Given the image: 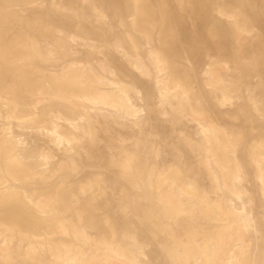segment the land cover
<instances>
[{
	"label": "bare ground",
	"instance_id": "bare-ground-1",
	"mask_svg": "<svg viewBox=\"0 0 264 264\" xmlns=\"http://www.w3.org/2000/svg\"><path fill=\"white\" fill-rule=\"evenodd\" d=\"M159 1L160 5L150 0H121L130 19L120 20L123 30L114 49L140 73L153 76L159 84L162 101L170 105L174 117L188 112L197 122L200 140L185 141L196 154V164L206 170L212 186L219 190L220 202L211 203L207 193L198 190L194 179L181 176L183 171L178 166L151 170L123 164L119 178L141 199L137 205L141 206L138 217L143 225L154 234L165 235L171 243L168 244L170 250L182 251L181 255L175 253L170 258L172 264H187L189 260L198 264H264V257L248 253V243L241 238L256 224L248 212H238L228 203L231 197L239 199L241 196L235 185L238 174L234 171L232 156L240 145L239 138L227 137L212 119L203 116L201 102L194 96L190 79L184 70L179 71L174 58L167 55L172 51L173 42L185 41L186 36L182 32L176 36L170 34V25H178V22L165 6L166 0ZM181 1L189 4V11L196 17H204L213 30L219 31L226 26L236 51L233 63L250 69L251 61H246L240 51L241 40L250 32L241 10L226 13L216 9L240 0ZM12 8L13 4L0 6V11L3 10L0 12V101L5 105L7 116L17 123L15 125L45 133L56 144H63L65 152L77 150L65 156L68 162H53L50 154L22 149L20 140H14L0 129V263L18 259L31 264H140L133 232L129 229L118 231L107 218H102L96 209L95 197L89 194L92 185L112 187L116 180L109 181L105 169L100 168L99 175L86 181L77 178L80 171L78 150L84 149L89 158L91 155L90 149L84 148V135L88 134L90 147L94 143V124L89 109L106 108L115 116L129 115L133 109L126 95L128 87L116 79L107 61L88 66L67 62L72 59L67 49L68 35L54 39L55 44L47 47L44 55L34 40H25L20 34L8 40L2 26L13 22L39 36H53L48 19L31 20L23 16L27 9L23 5L9 12ZM61 9L66 18L62 25H69L74 15L67 0H61ZM94 10L101 23L100 11ZM214 11L227 14L229 20L222 22ZM155 13L160 15L159 28L150 27ZM13 43L18 46L14 48ZM56 50L67 60L60 65L59 71L40 72L34 63L54 60ZM261 52L253 60L264 65V46ZM217 66L206 70L205 82L219 94L217 100L224 103L238 96L237 84L224 72L228 65ZM257 102L254 100L255 109L262 111L256 106ZM261 104L264 105V99ZM249 155L259 168L264 193V138ZM45 164L49 167H40ZM120 208L125 210V203H120ZM212 216H223V221L213 224V232L200 239L196 226L189 225L186 230L178 224L172 225L185 217L210 219ZM85 227L92 228L96 236L89 237Z\"/></svg>",
	"mask_w": 264,
	"mask_h": 264
},
{
	"label": "rangeland",
	"instance_id": "rangeland-1",
	"mask_svg": "<svg viewBox=\"0 0 264 264\" xmlns=\"http://www.w3.org/2000/svg\"><path fill=\"white\" fill-rule=\"evenodd\" d=\"M211 1L214 2V0ZM67 2L72 8L74 16L70 20V24L68 23L69 25H62L66 18L62 14L61 0H30V2L28 0H0V6L13 4L14 8L9 12L17 11V5H23L27 7L23 11V16L31 20L48 19L50 28L53 29V36H39L36 32L20 27L14 22L2 26L3 32L8 40H13L19 34L25 40H34L42 55L47 47H52L55 44L54 39L68 35L70 38L67 49L71 53L72 59L67 62L88 66L107 61L110 63L112 74L116 79L128 87L126 95L128 103L130 102L133 109L129 115L115 116L106 108L102 110L89 109V116L94 124V143L90 147L89 136L88 134L84 135V148H89L91 155L89 158L85 155L84 149L78 150L80 155L77 158V164L80 171L77 178L79 181H86L91 176L99 175L98 170L105 169L106 178L112 182L116 180V183L112 187L92 185L89 190V194L95 197L96 209L100 216L107 218L117 227L118 231L129 229L130 232H133L137 241L140 264H172L170 258L175 253L181 255L182 251L170 250L171 243L165 235L154 234L143 225L138 217L141 206L137 205L141 203V199L123 179L119 178L120 166L132 164L133 168L135 165H139L149 167L151 170L178 166L183 171L181 176L194 179L198 190L206 192L211 203L220 202L219 190L212 186L206 170L196 164V154L189 149L185 141L187 139L193 142L200 140L198 124H195L197 122L188 112L174 117L170 105L162 101L158 90L159 84L155 82L153 76L140 73L134 66L128 64L126 57L121 52L114 49L123 30L120 20L130 19L129 16H126L127 12L121 4V0H67ZM150 2L161 4L159 0H150ZM188 5L181 0H166L165 6L171 12L176 23L178 22V25L174 23L170 25V34L176 36L182 32L186 36L185 41L173 42L170 46L172 51H168L167 55L174 58V63L179 66V71L184 70L190 79L194 96L201 102L203 116L206 119H212L218 129L227 137L239 138L240 145L232 156L234 157V171L238 174L235 185L241 196L239 199L231 197L228 203L233 205L238 212H248L256 224L254 228H248L241 238L248 243V253L261 258L264 257L263 181L259 168L251 160L249 154L264 138V105L261 104L264 99V65L260 61L253 60L262 53L261 50L264 46V0H240L229 6L216 7L226 13L241 10L250 35L248 34L246 39L241 40L240 51L247 59L246 61H251L250 69L244 68L240 63L239 65L233 63L236 51L233 40L230 39L231 36L226 32L227 27L221 28L220 32L213 30L210 23H205L204 17H196L190 12ZM94 8L98 9L102 15L101 23L97 21ZM215 11L214 15L222 22L229 20L227 14H219ZM159 18L158 13L152 15L151 28H159L157 21ZM155 44L157 45L156 41ZM17 46L13 43L14 48ZM152 48L154 49V47ZM53 56L54 60H40L34 65L45 74L59 71L60 65L67 58L57 50L54 51ZM218 64L229 66L224 69L225 71L221 69V72H226L227 77L237 84L236 93L238 96L224 103L217 100V98L220 99L219 94L215 93L205 82L206 70L212 66L217 68ZM169 91L172 92L173 88H170ZM253 99L258 101L256 106L262 111L255 109ZM0 108V129H3L14 140H20L22 149L50 154L53 162H68L69 160L65 156L71 155L77 150L71 149L65 152L63 144H56V141L45 133H37L31 128L15 125L17 123L7 116L5 105L1 101ZM40 167L47 168L49 164ZM52 178H56V175ZM120 203H125V210L120 208ZM222 217L212 216L210 219L185 217L178 219L176 224H173L172 221L171 223L173 227L178 224L185 229L189 225L196 226L197 237L200 239L212 233L213 224L222 222ZM85 229L89 237L96 236L92 228L85 227ZM7 264L31 263L15 259ZM96 264L109 263L99 262ZM187 264L198 263L189 260Z\"/></svg>",
	"mask_w": 264,
	"mask_h": 264
}]
</instances>
